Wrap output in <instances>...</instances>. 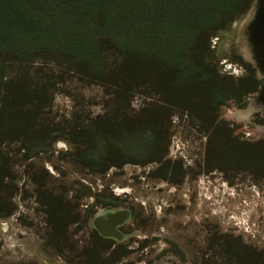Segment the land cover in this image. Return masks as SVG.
<instances>
[{
    "label": "rangeland",
    "instance_id": "obj_1",
    "mask_svg": "<svg viewBox=\"0 0 264 264\" xmlns=\"http://www.w3.org/2000/svg\"><path fill=\"white\" fill-rule=\"evenodd\" d=\"M190 55L209 77L200 70L178 90L136 54L122 64V76H138L128 85L59 55L0 67V264H191L194 253L200 264H264V163L220 148L230 134L262 149L264 0L221 18ZM139 132L150 150L124 159L123 138ZM109 207L129 211L123 230L134 236L96 230L94 215ZM168 240L185 260L164 252Z\"/></svg>",
    "mask_w": 264,
    "mask_h": 264
},
{
    "label": "trees",
    "instance_id": "obj_2",
    "mask_svg": "<svg viewBox=\"0 0 264 264\" xmlns=\"http://www.w3.org/2000/svg\"><path fill=\"white\" fill-rule=\"evenodd\" d=\"M209 2L217 6L212 7ZM252 3L253 0H0V67L3 70L6 62L59 55L67 68L83 69L92 77L128 85L126 80L131 75L122 76V64L128 55L136 54L154 61L166 72L170 87L178 90L195 82L203 67L190 55L197 38L221 18L233 16L240 5L247 7ZM103 42L117 51L113 62ZM201 77L209 76L202 72ZM130 79L133 84L138 76ZM1 96L0 87V101ZM225 97L229 98L220 96V102ZM220 126L223 125H215L216 130ZM235 140L229 134L220 144L224 153H230V159L245 148L240 157L264 163V142L260 150L254 144L241 146ZM151 142V136L139 132L125 136L119 147L124 159L133 154L144 157ZM40 148V142L32 146L34 151ZM78 153V158L88 162L96 159L89 151ZM105 209H100L98 217ZM119 247L122 249L115 252L116 259L126 250ZM175 251L181 252L178 248Z\"/></svg>",
    "mask_w": 264,
    "mask_h": 264
},
{
    "label": "flooded vegetation",
    "instance_id": "obj_3",
    "mask_svg": "<svg viewBox=\"0 0 264 264\" xmlns=\"http://www.w3.org/2000/svg\"><path fill=\"white\" fill-rule=\"evenodd\" d=\"M109 209H116V208H111L109 207ZM119 209V208H117ZM127 210V209H126ZM100 211V209L97 211V213L94 215L93 219H92V222L94 224V227L96 228V230L105 238H111V239H115V240H121L123 239L125 236H127V234H130V236H128L127 238L121 240L120 242L128 239L129 237H132L134 236L135 234H133V231H124L123 230V226L124 224L127 223L128 219H129V215L126 219L124 220H121L120 222H115V227L117 228L118 232L117 235H113L112 233L111 234H108V232L105 230V224L102 223V222H107V221H103V220H99L98 218V212ZM128 211V210H127ZM129 212V211H128ZM98 221H101L100 224ZM110 223V222H109ZM168 246L167 248L163 249L164 252H169L171 251L172 253L175 252V254H177L178 256H180L181 259L185 260L187 258V255H186V251L185 249L183 248L182 244H178L176 241L174 240H168ZM174 242V243H172ZM121 245V244H119ZM178 248L179 250H181V252H176L175 249ZM162 250V251H163ZM192 263L191 264H200V258L198 256L197 253H194V257L190 260Z\"/></svg>",
    "mask_w": 264,
    "mask_h": 264
},
{
    "label": "bare ground",
    "instance_id": "obj_4",
    "mask_svg": "<svg viewBox=\"0 0 264 264\" xmlns=\"http://www.w3.org/2000/svg\"><path fill=\"white\" fill-rule=\"evenodd\" d=\"M129 212L126 209H109L106 208L104 211H102L101 215L98 217L99 220L107 221L102 222L104 224H108L111 221L114 222H120L121 220H124L128 217ZM99 224L101 221H98ZM113 235H117L115 233H112Z\"/></svg>",
    "mask_w": 264,
    "mask_h": 264
},
{
    "label": "water",
    "instance_id": "obj_5",
    "mask_svg": "<svg viewBox=\"0 0 264 264\" xmlns=\"http://www.w3.org/2000/svg\"><path fill=\"white\" fill-rule=\"evenodd\" d=\"M105 230L108 232V234H111V233H119L117 228L115 227V222L114 221H111L110 223L108 224H105Z\"/></svg>",
    "mask_w": 264,
    "mask_h": 264
}]
</instances>
